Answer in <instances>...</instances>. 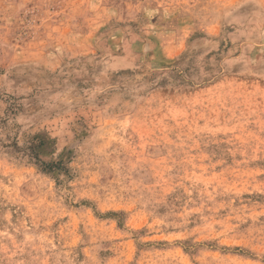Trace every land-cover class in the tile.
<instances>
[{
    "label": "rangeland",
    "instance_id": "374dc122",
    "mask_svg": "<svg viewBox=\"0 0 264 264\" xmlns=\"http://www.w3.org/2000/svg\"><path fill=\"white\" fill-rule=\"evenodd\" d=\"M0 264H264V0H0Z\"/></svg>",
    "mask_w": 264,
    "mask_h": 264
},
{
    "label": "trees",
    "instance_id": "16d2710c",
    "mask_svg": "<svg viewBox=\"0 0 264 264\" xmlns=\"http://www.w3.org/2000/svg\"><path fill=\"white\" fill-rule=\"evenodd\" d=\"M34 154V153H33Z\"/></svg>",
    "mask_w": 264,
    "mask_h": 264
}]
</instances>
